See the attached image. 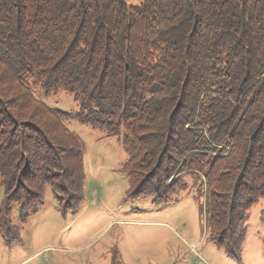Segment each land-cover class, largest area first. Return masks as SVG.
Listing matches in <instances>:
<instances>
[{
    "label": "trees",
    "instance_id": "1",
    "mask_svg": "<svg viewBox=\"0 0 264 264\" xmlns=\"http://www.w3.org/2000/svg\"><path fill=\"white\" fill-rule=\"evenodd\" d=\"M61 92L76 112L42 101ZM72 121L121 142L125 200L166 205L190 179L209 239L238 259L264 199V0H0L6 242L47 189L62 214L82 201Z\"/></svg>",
    "mask_w": 264,
    "mask_h": 264
},
{
    "label": "rangeland",
    "instance_id": "2",
    "mask_svg": "<svg viewBox=\"0 0 264 264\" xmlns=\"http://www.w3.org/2000/svg\"><path fill=\"white\" fill-rule=\"evenodd\" d=\"M42 101L62 112L77 111L63 92ZM67 126L85 147L82 201L62 214L49 188L25 224L19 225L13 210L18 238L6 242L0 235V264H112L113 257L121 264H264V199L250 209L239 258H231L209 239L190 179L189 189L166 205L125 200L121 142L75 121ZM3 198L0 187V207Z\"/></svg>",
    "mask_w": 264,
    "mask_h": 264
}]
</instances>
